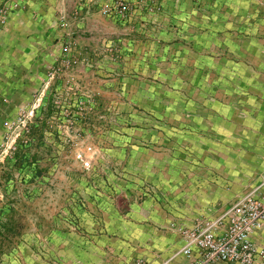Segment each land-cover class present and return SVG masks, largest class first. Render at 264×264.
Segmentation results:
<instances>
[{"label": "crops", "instance_id": "1", "mask_svg": "<svg viewBox=\"0 0 264 264\" xmlns=\"http://www.w3.org/2000/svg\"><path fill=\"white\" fill-rule=\"evenodd\" d=\"M114 1L0 0V142L43 93L38 123L61 99L72 141L96 149L89 170L56 171L75 178L52 186L61 214L0 232V264H162L177 228L264 193V0H124L128 23L101 15Z\"/></svg>", "mask_w": 264, "mask_h": 264}, {"label": "rangeland", "instance_id": "2", "mask_svg": "<svg viewBox=\"0 0 264 264\" xmlns=\"http://www.w3.org/2000/svg\"><path fill=\"white\" fill-rule=\"evenodd\" d=\"M83 1L80 0L81 3ZM102 10H108L110 14L104 15ZM5 11L7 12L6 17L10 7ZM132 12L133 9L124 0H115L108 7L100 9L102 16L118 17L125 23L132 19ZM0 16L5 18L2 14ZM66 50L67 53H71V45L67 46ZM50 77L48 75L49 80H51ZM40 96L41 94L34 98L30 107H19L14 119L8 121L2 129L0 221L10 226V229H14L11 232L3 231L12 237L24 229H34L37 226L33 224L35 218L46 217V221L49 223L52 217L61 214L58 212V207L63 202L66 205L69 204L70 195L62 189L55 192L52 186L56 183L67 186L75 178L66 174L58 177L55 175L56 171L58 169L65 172L75 171V173L80 172L81 169L87 171L90 169L92 161L89 157L96 151L92 145L76 144L72 141L71 113L68 114L66 109H59L61 108V99L58 97H56L57 101H51L57 112L48 114L45 123H38L42 114L41 108L45 105L43 95L42 102L38 106ZM0 101L6 102L1 96ZM31 111L33 115L30 117ZM60 114L64 117L67 114L69 118L64 124H61V127L56 128L57 120L61 117ZM40 143L42 144L40 145ZM96 147L100 148L98 145H95ZM39 152L42 154L41 158H38ZM28 157H30V161ZM18 158L19 160H17ZM46 170L47 173L43 174ZM8 218L11 221L7 220L6 222ZM48 223L44 226L53 228L54 224ZM0 241L1 250L2 247H6V243Z\"/></svg>", "mask_w": 264, "mask_h": 264}, {"label": "built area", "instance_id": "3", "mask_svg": "<svg viewBox=\"0 0 264 264\" xmlns=\"http://www.w3.org/2000/svg\"><path fill=\"white\" fill-rule=\"evenodd\" d=\"M6 13L5 9L0 11L3 17ZM102 14L109 15L110 12L102 10ZM64 64L68 66L69 62ZM50 76L52 79L53 75ZM42 96L43 93L38 106ZM32 115L31 111L29 116ZM263 228L264 193L256 190L238 200L217 218L203 220L191 229L177 228L181 247L172 259L162 264H173L171 260L177 256L185 259L183 264H264V248L256 246L252 241V235ZM133 264L144 263L137 260Z\"/></svg>", "mask_w": 264, "mask_h": 264}, {"label": "trees", "instance_id": "4", "mask_svg": "<svg viewBox=\"0 0 264 264\" xmlns=\"http://www.w3.org/2000/svg\"><path fill=\"white\" fill-rule=\"evenodd\" d=\"M17 160H19V158L17 159ZM19 163V162H18ZM16 164H17V161H16ZM15 164V165H16ZM0 231H6V232H11L12 230H14V229H10L11 227L10 226H7V225H5V223H2L1 221H0Z\"/></svg>", "mask_w": 264, "mask_h": 264}]
</instances>
